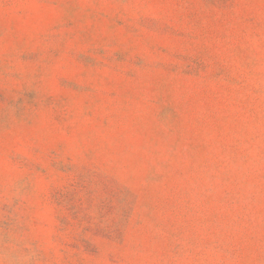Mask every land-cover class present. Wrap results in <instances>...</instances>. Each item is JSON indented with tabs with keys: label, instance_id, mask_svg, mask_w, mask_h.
Returning a JSON list of instances; mask_svg holds the SVG:
<instances>
[{
	"label": "rangeland",
	"instance_id": "1",
	"mask_svg": "<svg viewBox=\"0 0 264 264\" xmlns=\"http://www.w3.org/2000/svg\"><path fill=\"white\" fill-rule=\"evenodd\" d=\"M0 264H264V0H0Z\"/></svg>",
	"mask_w": 264,
	"mask_h": 264
}]
</instances>
